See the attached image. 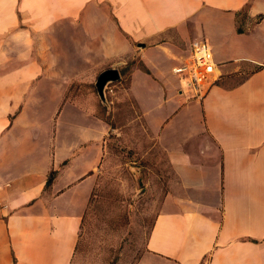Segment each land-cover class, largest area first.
Returning a JSON list of instances; mask_svg holds the SVG:
<instances>
[{
    "label": "crops",
    "instance_id": "obj_1",
    "mask_svg": "<svg viewBox=\"0 0 264 264\" xmlns=\"http://www.w3.org/2000/svg\"><path fill=\"white\" fill-rule=\"evenodd\" d=\"M261 14L264 0H0V264H72L110 133L167 165L137 264H264ZM198 40L219 78L200 98L172 71ZM110 68L134 110L114 126L91 89Z\"/></svg>",
    "mask_w": 264,
    "mask_h": 264
},
{
    "label": "rangeland",
    "instance_id": "obj_2",
    "mask_svg": "<svg viewBox=\"0 0 264 264\" xmlns=\"http://www.w3.org/2000/svg\"><path fill=\"white\" fill-rule=\"evenodd\" d=\"M126 83L127 77L123 76L121 84H108L106 102L99 99L111 126L114 116L125 123L134 115L129 102L119 100ZM91 89L96 92L94 85ZM112 136L110 133L108 151L96 176L94 196L82 220L72 264H137L166 189L167 165L158 151L136 144L135 140L121 142Z\"/></svg>",
    "mask_w": 264,
    "mask_h": 264
},
{
    "label": "built area",
    "instance_id": "obj_3",
    "mask_svg": "<svg viewBox=\"0 0 264 264\" xmlns=\"http://www.w3.org/2000/svg\"><path fill=\"white\" fill-rule=\"evenodd\" d=\"M217 65L206 41L198 40L191 44L189 58L172 68L180 80L183 90L194 97H202L218 81Z\"/></svg>",
    "mask_w": 264,
    "mask_h": 264
},
{
    "label": "water",
    "instance_id": "obj_4",
    "mask_svg": "<svg viewBox=\"0 0 264 264\" xmlns=\"http://www.w3.org/2000/svg\"><path fill=\"white\" fill-rule=\"evenodd\" d=\"M120 80V74L117 69H106L98 74L95 81V89L99 99L104 103L105 100V87L110 83H115Z\"/></svg>",
    "mask_w": 264,
    "mask_h": 264
},
{
    "label": "trees",
    "instance_id": "obj_5",
    "mask_svg": "<svg viewBox=\"0 0 264 264\" xmlns=\"http://www.w3.org/2000/svg\"><path fill=\"white\" fill-rule=\"evenodd\" d=\"M243 16L246 17V10H245V9L237 13V17H238V20H237V22H238L237 31H238L239 33L243 32L242 25L245 23L244 18H242ZM245 19H246V18H245ZM262 19H264V15H262V14H261V15H257V16L255 17V21H256V22H259V21H261ZM127 68H129V66H127ZM127 68H126V70H127ZM259 68H260V67H254L251 71H253V70H258ZM54 174H55V173H54L53 171L50 173V175H49V177H48V181H47L48 184L51 182V180H52ZM94 192H95V186H94V188H93V190H92V193H91V196H90V199H89V202H88L87 208H86V210H85V213L87 212V209L89 208V205L91 204L92 198H93V196H94ZM85 213H84V215H85ZM84 215H83V217H84ZM83 217H82V220H83ZM81 224H82V221H81ZM80 227H81V225H80ZM77 244H78V240H77L76 247H75L74 257H75V253H76Z\"/></svg>",
    "mask_w": 264,
    "mask_h": 264
}]
</instances>
